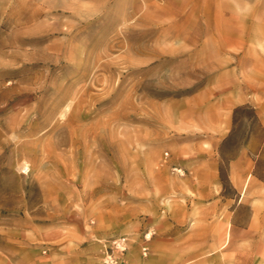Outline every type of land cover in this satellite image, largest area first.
<instances>
[{"label":"rangeland","instance_id":"1","mask_svg":"<svg viewBox=\"0 0 264 264\" xmlns=\"http://www.w3.org/2000/svg\"><path fill=\"white\" fill-rule=\"evenodd\" d=\"M0 264H264V0H0Z\"/></svg>","mask_w":264,"mask_h":264},{"label":"crops","instance_id":"2","mask_svg":"<svg viewBox=\"0 0 264 264\" xmlns=\"http://www.w3.org/2000/svg\"><path fill=\"white\" fill-rule=\"evenodd\" d=\"M21 258H10V262H21Z\"/></svg>","mask_w":264,"mask_h":264}]
</instances>
